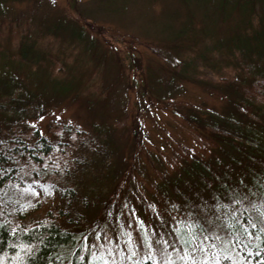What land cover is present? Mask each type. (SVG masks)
Segmentation results:
<instances>
[{
	"label": "rangeland",
	"instance_id": "374dc122",
	"mask_svg": "<svg viewBox=\"0 0 264 264\" xmlns=\"http://www.w3.org/2000/svg\"><path fill=\"white\" fill-rule=\"evenodd\" d=\"M263 35L264 0H0V66L13 78L0 86V132L36 126L47 135L57 121L97 136L104 147L70 181L82 199L72 219L83 224L88 264H246L214 227V236L195 241L197 249L182 243L183 224L196 230L207 225L202 217L217 224L211 204L202 205L208 195L201 164L218 144L177 109L223 113L226 91L215 70L230 65L236 48L261 47ZM25 42L38 54L60 55L58 81L82 77L81 85L62 87L60 95L57 82L46 87L10 67ZM25 55L34 64L37 54ZM179 66L189 74L194 66V77L186 81L174 71ZM171 76L169 96L162 91ZM214 158L235 180L230 159ZM195 195L197 214L184 204ZM258 200L264 218V197Z\"/></svg>",
	"mask_w": 264,
	"mask_h": 264
},
{
	"label": "trees",
	"instance_id": "16d2710c",
	"mask_svg": "<svg viewBox=\"0 0 264 264\" xmlns=\"http://www.w3.org/2000/svg\"><path fill=\"white\" fill-rule=\"evenodd\" d=\"M17 38V34L8 35L7 40L10 43ZM261 38V47L255 44L247 49L236 48L231 52L230 65L215 70L219 76L217 86L226 91L223 113L207 116L191 107L177 109L185 111L182 116L187 122L208 132L216 141L218 149L214 156L229 158L230 176L236 177L229 179L226 176L229 168L222 167L214 156L202 162L208 195L202 205L211 204L217 224L210 226L203 217L201 220L208 226L189 230L183 224L182 243L185 246L190 243L191 248L197 249L195 241L204 243L205 237L213 235L210 229L214 227L222 235L219 238L230 240L231 250L240 254L246 264H264V218L256 204L258 197H264V122L260 121L264 112V35ZM26 50L32 51V57L37 54L34 64H29ZM3 54L0 48V60ZM49 56L45 52L38 54L34 44L25 42L15 56L16 61H11L17 66L10 67L24 69L27 77L34 74L42 78L45 86L57 82V93L62 87L71 89L81 85L82 77L74 82L58 81L61 56ZM136 63L139 65V61ZM2 66L0 86L6 87L13 83V78L3 73ZM194 66L190 74L182 66L174 71L190 81L195 75ZM186 67L190 69V65ZM176 78H169L170 86L163 93L172 95ZM47 132L41 134L36 126L21 133L0 132V264H88L90 245L83 240V224L72 219L76 202L82 199L70 181L89 165L92 157L101 155L104 147L97 136L69 124L51 121ZM140 136L138 125L137 142ZM119 188L111 200L117 198ZM196 198L199 196L183 202L192 212L199 208ZM184 210L188 209L184 207ZM103 221L104 218L98 220L96 226ZM79 255L80 261L76 263Z\"/></svg>",
	"mask_w": 264,
	"mask_h": 264
},
{
	"label": "snow or ice",
	"instance_id": "6c2138e0",
	"mask_svg": "<svg viewBox=\"0 0 264 264\" xmlns=\"http://www.w3.org/2000/svg\"><path fill=\"white\" fill-rule=\"evenodd\" d=\"M205 239H207V237H205Z\"/></svg>",
	"mask_w": 264,
	"mask_h": 264
}]
</instances>
